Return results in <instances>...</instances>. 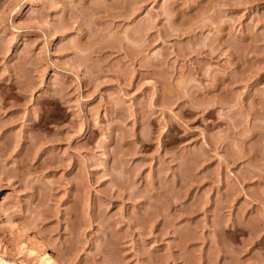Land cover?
Listing matches in <instances>:
<instances>
[{
    "label": "rangeland",
    "instance_id": "rangeland-1",
    "mask_svg": "<svg viewBox=\"0 0 264 264\" xmlns=\"http://www.w3.org/2000/svg\"><path fill=\"white\" fill-rule=\"evenodd\" d=\"M42 254L264 264V0H0V263Z\"/></svg>",
    "mask_w": 264,
    "mask_h": 264
},
{
    "label": "bare ground",
    "instance_id": "bare-ground-1",
    "mask_svg": "<svg viewBox=\"0 0 264 264\" xmlns=\"http://www.w3.org/2000/svg\"><path fill=\"white\" fill-rule=\"evenodd\" d=\"M42 256H43V257H42V258H43L42 260H43V263H44V264H54L53 261H52L53 258L51 259V258L48 256V254H42ZM51 257H52V256H51ZM57 263H58V262H57ZM0 264H1V263H0Z\"/></svg>",
    "mask_w": 264,
    "mask_h": 264
}]
</instances>
